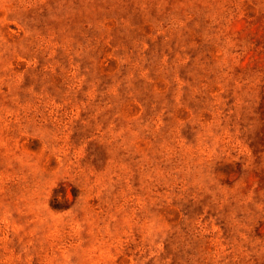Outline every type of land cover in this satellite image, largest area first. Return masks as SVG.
<instances>
[{
  "label": "rangeland",
  "instance_id": "374dc122",
  "mask_svg": "<svg viewBox=\"0 0 264 264\" xmlns=\"http://www.w3.org/2000/svg\"><path fill=\"white\" fill-rule=\"evenodd\" d=\"M0 264H264V0H0Z\"/></svg>",
  "mask_w": 264,
  "mask_h": 264
}]
</instances>
